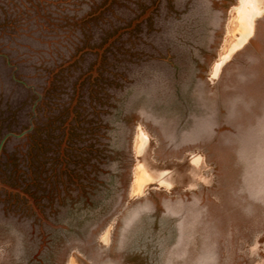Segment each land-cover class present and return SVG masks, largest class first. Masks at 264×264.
<instances>
[{
  "label": "rangeland",
  "instance_id": "1",
  "mask_svg": "<svg viewBox=\"0 0 264 264\" xmlns=\"http://www.w3.org/2000/svg\"><path fill=\"white\" fill-rule=\"evenodd\" d=\"M0 264H264V0H0Z\"/></svg>",
  "mask_w": 264,
  "mask_h": 264
},
{
  "label": "bare ground",
  "instance_id": "2",
  "mask_svg": "<svg viewBox=\"0 0 264 264\" xmlns=\"http://www.w3.org/2000/svg\"><path fill=\"white\" fill-rule=\"evenodd\" d=\"M242 2H244V1H242ZM242 2H241V3H242ZM242 4H243V3H242ZM245 5H246V3H245ZM243 7H244V6H243ZM245 7H246V6H245ZM245 7H244V9H246ZM242 10H243V9H242ZM246 10H247V9H246ZM244 11H245V10H244ZM245 12H246V11H245ZM247 12H248V11H247ZM250 13H251V12H250ZM250 13H249V14H250ZM246 14H247V13H245V14L243 13V14H242V17H243V15L245 16ZM244 19H246V18H243L242 20H244ZM239 20H240V19H239ZM244 21H245V20H244ZM245 22L247 23L248 21H245ZM244 35H245V34H244ZM218 67H219V66H218ZM217 70H218V69H217ZM216 72H217V71H216ZM139 183H140V182H139Z\"/></svg>",
  "mask_w": 264,
  "mask_h": 264
}]
</instances>
